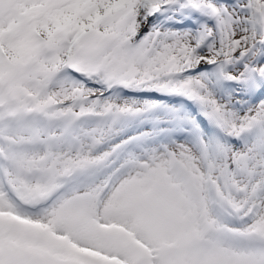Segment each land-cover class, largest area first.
<instances>
[{"label":"snow or ice","instance_id":"snow-or-ice-1","mask_svg":"<svg viewBox=\"0 0 264 264\" xmlns=\"http://www.w3.org/2000/svg\"><path fill=\"white\" fill-rule=\"evenodd\" d=\"M0 264H264V0H0Z\"/></svg>","mask_w":264,"mask_h":264}]
</instances>
